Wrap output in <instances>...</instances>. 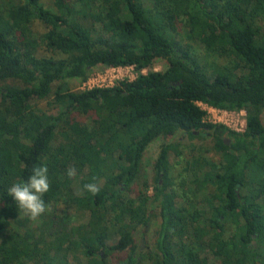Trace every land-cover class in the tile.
I'll return each mask as SVG.
<instances>
[{"label": "trees", "instance_id": "obj_1", "mask_svg": "<svg viewBox=\"0 0 264 264\" xmlns=\"http://www.w3.org/2000/svg\"><path fill=\"white\" fill-rule=\"evenodd\" d=\"M2 1L0 264H113L127 249L117 264H264V0H54V10ZM191 42L232 66L201 61ZM158 60L165 71L142 73ZM98 65L139 75L112 88L69 85ZM198 103L245 110V132L206 122ZM174 133L195 148L166 142L153 195L146 181L130 197L149 146ZM173 154L185 163L177 175ZM44 165L46 211L32 220L7 189ZM92 182L97 195L84 188ZM156 210L151 251L136 237Z\"/></svg>", "mask_w": 264, "mask_h": 264}, {"label": "rangeland", "instance_id": "obj_2", "mask_svg": "<svg viewBox=\"0 0 264 264\" xmlns=\"http://www.w3.org/2000/svg\"><path fill=\"white\" fill-rule=\"evenodd\" d=\"M3 1L0 0V4ZM42 2L44 3V5L46 6L47 9L50 10H54V0H42ZM3 6V5H2ZM262 26V30L264 32V23L260 24ZM36 27L37 30L39 32H45L46 28L39 22L36 23ZM183 34V32H182ZM186 34V33H185ZM185 38V37H184ZM191 45L194 46L195 52L197 54V56L200 58L201 61L206 62V63H210V64H217L219 66H232V63L230 60L227 59H216L213 56L208 55V53L206 52L204 46L201 43H192ZM38 54L39 55H50V53L48 51L45 50L44 47H41L38 50ZM105 66L103 65H98L95 68H93L89 74V78L92 77L94 74H104V70H105ZM167 69V62L163 61V60H158L156 61V63L154 64V66L151 69H146L143 73L146 74L149 70H153V71H165ZM235 72V71H234ZM243 71L241 69H238L236 71V73L238 75H240V73H242ZM137 73L139 74V72L136 71H132L129 70V74L132 75V78H136L137 77ZM69 85L72 88H77L78 90H83L84 86L82 83H80V81L78 80H72L69 82ZM87 88V87H86ZM34 105L37 106V108L39 109H43L44 111H49L51 110L48 104V101H38V102H34ZM262 117L264 118V103L262 105ZM242 120V118H241ZM231 126H233L230 122H228ZM243 133V132H240ZM177 139H181L183 140V145H188L189 147L187 149L188 153H190V151L195 148L192 144H190V141H188L187 138L184 137V135H182V133H174V134H170L169 136L166 137H162L159 140L155 141L154 143H152L148 150L145 153L144 156V160H143V173H142V177L140 178V180L138 181V183L136 184V186L133 187L132 192L128 193V195H130V197L134 198L138 195V193L142 190L143 188V183L144 182H148L151 185L150 188V192L149 195H153V185H154V181H155V172H154V163L158 158V155L161 151L162 146L166 143V142H174ZM197 145H201V144H210L211 141L210 140H195L194 142ZM186 155V154H184ZM197 155V154H196ZM212 155L214 156L215 154H210V156L212 157ZM186 156H190V154H187ZM207 157H209L208 155H206ZM191 157V156H190ZM220 158V157H219ZM218 159V158H217ZM180 161V162H179ZM171 162H172V166L174 167V171L176 172V175L179 173L183 172V168H184V162L177 158L174 154L171 156ZM191 172V170L189 171ZM180 179H182V177H180ZM177 179V182H180ZM76 191H79V186L76 187ZM79 194H82V191L78 192ZM65 209L64 205H60L56 210H55V214H59L62 213L63 210ZM154 218L152 219V221L150 222V228L148 231H146L145 233L142 234H138L137 235V244L141 245L143 248H148L149 250H153L154 246L158 240V232L160 230V225H161V217H160V213L156 210L154 212ZM87 217L82 218L83 220H86ZM47 222V223H46ZM44 223V228H48V225L50 223V218L47 219ZM230 234V233H228ZM129 255V250H125L122 252H115L113 253L108 259L111 263H115L117 264L118 262H120L121 260L125 259L127 256ZM209 260L213 261L212 258H209ZM74 262V260H73Z\"/></svg>", "mask_w": 264, "mask_h": 264}, {"label": "clouds", "instance_id": "obj_3", "mask_svg": "<svg viewBox=\"0 0 264 264\" xmlns=\"http://www.w3.org/2000/svg\"><path fill=\"white\" fill-rule=\"evenodd\" d=\"M66 174L69 178L75 177L76 169L69 167ZM84 188L93 195L100 192V187L95 182L84 185ZM49 189L48 168L44 165L34 166L27 181L13 184L7 189V193L14 198L23 213L30 219L36 220L46 211V204L42 197L48 193Z\"/></svg>", "mask_w": 264, "mask_h": 264}, {"label": "built area", "instance_id": "obj_4", "mask_svg": "<svg viewBox=\"0 0 264 264\" xmlns=\"http://www.w3.org/2000/svg\"><path fill=\"white\" fill-rule=\"evenodd\" d=\"M129 70L136 71V68L135 66L106 67L104 74H94L92 77L88 78V80L83 83V90L93 88H112L118 85L121 81H134L139 74L137 73L136 78H132V75L129 74ZM144 71L145 70H143L142 73ZM198 105L207 113L205 117L206 122L224 125L238 133L245 132L247 118V112L245 110L227 111L208 106L204 103H198Z\"/></svg>", "mask_w": 264, "mask_h": 264}]
</instances>
